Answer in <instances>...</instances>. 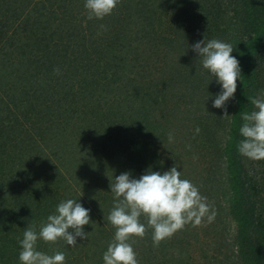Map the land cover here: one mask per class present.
<instances>
[{
  "label": "rangeland",
  "instance_id": "374dc122",
  "mask_svg": "<svg viewBox=\"0 0 264 264\" xmlns=\"http://www.w3.org/2000/svg\"><path fill=\"white\" fill-rule=\"evenodd\" d=\"M26 1L0 0V96H3L0 127H4L0 128V133L3 132L0 173L3 183L7 184L0 196L4 199L0 210L16 211L31 205L48 216L55 211L58 199H78L91 209V224L84 226L90 232L89 239L78 240L74 246H68L63 239L55 243L38 240L37 248L48 254L65 252V264H103L102 254L114 234L113 226L107 222L113 207V194L109 192L113 176L124 171L139 176L149 166L163 170L176 164L182 178L198 186L199 172L193 168L199 166H194V161L201 158L200 161L212 164L213 158L204 156L203 159L202 154L209 149L211 137L215 141L225 138V125L218 128L216 122L206 121L208 114L203 110L219 87L215 79L211 81V75L190 47L203 38H218L204 18L207 9L216 3L214 0H153L147 6L154 10L140 9L141 16L135 19L126 10L131 8L132 1L126 6V1L119 0L111 15L89 20L84 0H71L70 8L65 10L67 18L60 21L68 24L70 19L73 28L81 29L78 30L80 45L75 48L79 52L78 55L71 53L72 58L62 52L58 58L77 62L67 64L68 59H63L64 63L55 65L50 56L52 51L48 56L51 64L42 65L37 61L33 65L26 57H36L37 46L42 47L43 42L34 43L27 35L29 30L23 29L25 24H32V17H25L23 13ZM220 1L229 10L236 0ZM253 1L257 2V9H263L264 0ZM49 15V25H52L57 15ZM178 28L185 42L174 40ZM10 34L14 38L4 40ZM11 42L22 46L15 54L22 62L19 66H23L17 73L11 72L15 58L11 62L5 58L12 52L11 47L16 46L10 45ZM260 51L264 54L263 48ZM231 55L242 67L239 54L233 51ZM236 94L237 90L235 97ZM6 100L10 101V108L15 105L10 115L3 108ZM21 100L19 107L17 103ZM31 114H35L34 119L40 124L34 130L37 137L32 150H26L30 148L26 133L28 122L23 129L21 123ZM202 117L211 128L209 136L202 132L206 128L200 124ZM7 121L14 125L9 132L4 130L11 125ZM180 121L189 124L184 129L183 125L179 126ZM139 123L150 129L142 130ZM144 131L160 134L147 136ZM169 133L173 135L171 142ZM4 140L5 146H2ZM194 145L196 150L191 148ZM242 160L262 191L257 195V203L264 217V159L244 157ZM205 186L207 191L199 189V192L207 198L214 218L210 222L205 217L199 224L188 223L158 245L152 241L151 228H146L143 237L133 238L139 264H238L223 242V239L225 243L232 240L230 234H235L236 225L230 214L214 204L221 201L225 204L229 196L223 186ZM6 212L0 217V223L5 225L11 221L6 222L10 215ZM37 218L31 225L39 231L46 219ZM141 220L146 223L143 217ZM251 235L264 244V228Z\"/></svg>",
  "mask_w": 264,
  "mask_h": 264
},
{
  "label": "trees",
  "instance_id": "16d2710c",
  "mask_svg": "<svg viewBox=\"0 0 264 264\" xmlns=\"http://www.w3.org/2000/svg\"><path fill=\"white\" fill-rule=\"evenodd\" d=\"M124 1H126V6L132 1L129 6L133 10L128 7L126 10L128 12L130 10V13L135 15V19H138V16H141L140 9L144 10L145 8H148L154 10L147 6L153 0H121V2ZM214 1L216 3L215 6L208 8L206 11V15L204 16L206 19L205 23L206 25H211L210 28H212L213 31H216L215 33L218 36L217 39L225 40L233 45V51H235L236 54H239L242 67H240L241 77L239 81H237V94L235 99L228 102V112L226 115L222 109L212 107V99L214 98V95L208 104H203L205 106L203 110L208 114L206 116V121H212L214 124L216 122L218 128L225 125V127H223L225 138L220 141H215V139L211 137L208 144L209 149L202 154L203 159L204 156L207 158L212 157V162H215L214 164L203 162V160L200 161L201 158L194 161L196 162L194 163V166H199L193 168L194 172H199V175L197 176L199 181L197 183L198 186L196 187L201 191L204 190L206 192L205 185L207 184L210 185V188H219L223 186L225 194H228L229 198L224 202L225 204H222V201L220 203L215 202L214 204L221 209L223 208L225 213L230 214L232 222L236 225L235 234H230L232 240L225 243V240L223 239L225 244L224 248H226V250H231L232 256L237 258L238 264H264V244H261L256 237H252L251 235V232L254 234L264 228V217L260 211V205L257 203V195L262 191L258 188L256 179H253V175L249 172V166L244 165V161L242 160L244 156L238 153L236 147L241 139L239 127L243 123L240 113L251 112L253 110V105L248 98L254 97L261 90H264V81H262V79H264V54L260 51L262 48L264 49V7L263 9H257V2H254L253 0H236L231 3V9H229L231 11H229L227 8L223 7V1ZM70 3L71 0H28L24 3L25 8L23 13H25V17H32V24H25L26 28L23 29L26 31L29 30L30 35H27L30 36L31 39H34V43L36 41L38 43L43 42L42 47L37 46L39 51H36V57L31 55L26 57L29 62L33 63V65H36L37 61L42 65L51 64L48 56L52 51L54 52H52L50 56L55 60V65L64 63L63 59H68L66 57L58 58L59 53L64 52L70 55L71 58L72 54L78 55L79 51H76L75 48L80 45L79 41L81 39L78 37V32L81 31V29H78V31L73 28V25H71L73 21H70V19V23L68 24L60 21L63 20V18H67L65 10L70 6ZM164 4L167 5L166 1H164ZM238 5H241L240 11H238ZM49 13H56L57 15V17L53 19L52 25H49ZM122 15L120 14V18H124ZM128 16L131 15L128 13ZM57 19H59V21H56ZM209 21L211 24H209ZM180 22L182 23L183 20ZM83 31L85 30L82 29V32ZM194 36H196V32H194ZM8 37L5 35L3 38L4 40H9L12 39L13 36L10 34ZM174 40H181V42L184 41V34L180 32L179 28L177 29ZM14 44V42H11L10 45ZM15 45L16 46L11 47L13 53L9 52L5 58L8 62H11V60L15 58L14 65L11 67V72L15 71L14 73H17L23 66H19L22 62L15 54L19 52L18 49L22 46H18V43ZM19 56L21 57V54H19ZM31 59L34 60L30 61ZM72 61L73 63L77 62L76 59H68L67 64H73L71 63ZM72 66L73 65H71V67ZM38 71L40 72V70ZM36 75L39 76L40 73H37ZM206 87H208V85H206ZM218 87L219 86L217 85V88ZM218 91L219 90L216 92ZM38 95L36 98L41 94ZM2 99L3 96H0V100ZM31 100H34V98ZM9 102L10 101L8 100L3 102V108L8 115L12 114L15 108V105L10 108ZM22 102L23 101L21 100L17 103L19 107L22 105ZM28 104L32 105L31 103ZM1 111L2 108H0V112ZM34 118L35 114H31L25 122L21 123L23 129V127L26 128L28 122L26 133L29 136L27 138V145H29L30 148H26V150H32L31 146L35 143V138L37 137L34 130L39 127L40 121ZM200 119V124L206 127L202 132H205L206 135L209 136L210 132H212L210 126L205 125L203 117ZM8 124L11 123L8 122ZM188 124L187 121H180L179 126L183 125V128L185 129ZM13 126L14 125L11 124L9 128L4 130L9 132ZM0 128L3 129L4 127ZM141 128L142 130L150 129L145 127V125ZM144 133V135L147 136L160 134V132L154 133L153 131H144ZM161 135H163L162 131ZM21 141L22 138L18 141L19 145ZM1 145L5 146V140ZM27 145L26 147H28ZM199 145L200 143L197 144V146ZM197 146L194 145L191 148L196 150ZM221 167L222 169H220ZM250 168L252 169L253 166L250 165ZM218 169H220L221 172H219ZM215 175H218L217 180H215ZM2 176L3 174L0 173V196L2 190L7 185L3 183ZM262 189L264 190V186ZM2 200H4L3 197L0 198L1 205H3V203H1L3 202ZM58 200L61 201L60 199ZM221 205L223 206L221 207ZM20 209L21 207L16 211H13V209L8 211L10 212V215L7 216L9 218L6 219V222L9 220L11 221L7 225H5V223H0V264H19L18 253L20 251V246L18 240L22 238L24 228L27 227L28 223L31 224L33 220H39V218H37L38 216L43 219L47 218V215L42 211H38L37 208L32 207L31 205L25 209ZM0 211V217H2L3 212H6V210L5 208H1ZM8 212H6V214H9ZM46 213L48 214V212ZM90 228H92V226H90ZM93 232L95 233L93 236L97 240L96 230H93Z\"/></svg>",
  "mask_w": 264,
  "mask_h": 264
},
{
  "label": "clouds",
  "instance_id": "9594fccd",
  "mask_svg": "<svg viewBox=\"0 0 264 264\" xmlns=\"http://www.w3.org/2000/svg\"><path fill=\"white\" fill-rule=\"evenodd\" d=\"M118 3L119 0H84L87 19H103L111 15ZM190 47L202 67L211 75V81L215 79L219 86V91L213 94L212 107L222 109L226 115L228 102L235 99L237 79L241 77L239 61L231 55L233 45L221 39L203 38ZM248 99L253 110L240 113L243 123L239 127L241 139L236 147L240 155L251 160H262L264 90ZM195 131L198 133L199 128ZM168 140H173L172 133L168 134ZM161 161L163 169L164 161ZM109 188L113 194V207L107 222L113 226L114 234L102 254L103 264H139L133 238L143 237L148 227L152 230L153 243L158 245L188 223L199 224L205 217L210 222L214 218L207 198L189 179L182 178L181 169L176 164L163 170H153L149 166L139 176L132 175L130 171L121 172L113 176ZM90 213L91 209L78 199L66 198L55 206V211L47 216L39 231L28 223L22 238L18 240L19 264H65V252L48 254L40 251L37 241L55 243L63 239L68 246H74L78 240L89 239L90 232L84 226L91 224ZM141 217L146 223L142 222Z\"/></svg>",
  "mask_w": 264,
  "mask_h": 264
}]
</instances>
